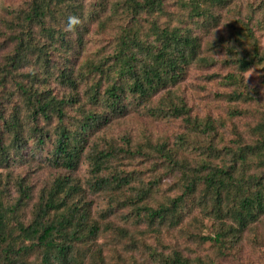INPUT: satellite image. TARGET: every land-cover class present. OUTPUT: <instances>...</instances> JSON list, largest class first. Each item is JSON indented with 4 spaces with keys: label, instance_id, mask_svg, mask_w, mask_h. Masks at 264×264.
<instances>
[{
    "label": "trees",
    "instance_id": "16d2710c",
    "mask_svg": "<svg viewBox=\"0 0 264 264\" xmlns=\"http://www.w3.org/2000/svg\"><path fill=\"white\" fill-rule=\"evenodd\" d=\"M260 1L0 7V264H264V100L244 80L264 83ZM218 62L229 128L176 89ZM131 114L183 132L137 138Z\"/></svg>",
    "mask_w": 264,
    "mask_h": 264
},
{
    "label": "rangeland",
    "instance_id": "374dc122",
    "mask_svg": "<svg viewBox=\"0 0 264 264\" xmlns=\"http://www.w3.org/2000/svg\"><path fill=\"white\" fill-rule=\"evenodd\" d=\"M252 0H237V5L240 7L241 13L246 10L245 2ZM264 2V0H262ZM18 0H0V7L6 5H15ZM255 3H261L260 0H254ZM264 6V3H263ZM231 22V21H230ZM230 23L224 22L220 27V32L223 35H228L230 32ZM95 29L92 30L94 32ZM259 43L264 47V28H260L255 32ZM97 48L96 44H89L86 55L94 53ZM82 56V60L87 56ZM220 59V57H217ZM229 70L220 65L219 62L210 67L194 66L191 68L184 80L178 84L177 90L182 95L186 105L191 110L190 115L199 119L210 117L213 120H223L227 128L232 123L239 124L236 119L230 120L229 111L234 107V103L226 98L230 88L224 85L223 77ZM263 73L258 70L250 71L244 77L245 82L251 87L259 90V96L264 100V83L262 78ZM247 122V121H245ZM238 126L241 130L244 128V123ZM126 127L137 138L142 136L149 137L153 140L168 141L171 143L173 139L183 132L184 125L181 120H166L164 118H153L131 114L127 117ZM229 131V130H228ZM119 132L114 134L116 136ZM86 164L80 166L79 173L82 175L86 171ZM264 257V251H263Z\"/></svg>",
    "mask_w": 264,
    "mask_h": 264
},
{
    "label": "clouds",
    "instance_id": "9594fccd",
    "mask_svg": "<svg viewBox=\"0 0 264 264\" xmlns=\"http://www.w3.org/2000/svg\"><path fill=\"white\" fill-rule=\"evenodd\" d=\"M75 23H77V18L73 14L68 13L64 19V22H63L64 30L70 31L71 26Z\"/></svg>",
    "mask_w": 264,
    "mask_h": 264
}]
</instances>
